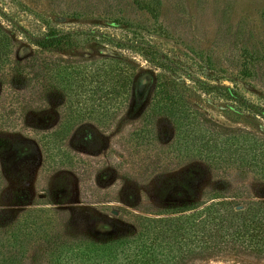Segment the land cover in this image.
Instances as JSON below:
<instances>
[{
    "label": "rangeland",
    "instance_id": "374dc122",
    "mask_svg": "<svg viewBox=\"0 0 264 264\" xmlns=\"http://www.w3.org/2000/svg\"><path fill=\"white\" fill-rule=\"evenodd\" d=\"M157 11L153 18L133 0H0V25L12 38L0 69V213L36 204L53 210L57 231L98 238L135 231L141 216H161L164 189L175 180L199 201L264 199L254 174L180 151L181 129L156 100L166 75L203 118L264 137V0H159ZM51 30L69 42L39 47L35 41ZM97 55L135 65L130 101L112 121L62 135L64 98L47 78L34 79L29 63L41 69L54 56ZM56 132L60 164L44 152ZM17 142L24 151L13 162ZM23 264L45 263L31 253ZM188 264L264 259L224 254Z\"/></svg>",
    "mask_w": 264,
    "mask_h": 264
},
{
    "label": "trees",
    "instance_id": "16d2710c",
    "mask_svg": "<svg viewBox=\"0 0 264 264\" xmlns=\"http://www.w3.org/2000/svg\"><path fill=\"white\" fill-rule=\"evenodd\" d=\"M133 1L153 18L158 17L159 0ZM35 42L41 48L55 50L69 40L51 30ZM11 51L12 38L0 25V69ZM40 63L41 69L29 63L34 79L47 78L50 90L61 92L64 98L62 135L91 130V121L108 123L130 101L136 67L118 56H54ZM158 88L157 102L181 129L176 142L180 151L227 168H243L264 183V137L203 118L190 109L166 75L159 77ZM59 133H52L44 143V152L51 158L48 161L56 160L54 164L64 162L56 156ZM10 149L14 162L24 146L17 142ZM67 153L61 152L66 157ZM198 171L196 168L193 174ZM163 194L166 201L158 211L161 216H141L135 231L98 238L77 231L61 233L56 230L58 220L52 209L27 206L24 201L20 203L27 206L23 213H0V264H23L31 253L45 264H188L224 254L264 259V199L239 201L217 194L199 201L183 180L172 181Z\"/></svg>",
    "mask_w": 264,
    "mask_h": 264
}]
</instances>
